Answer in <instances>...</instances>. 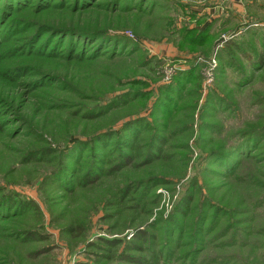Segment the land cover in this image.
I'll return each instance as SVG.
<instances>
[{
    "label": "rangeland",
    "instance_id": "1",
    "mask_svg": "<svg viewBox=\"0 0 264 264\" xmlns=\"http://www.w3.org/2000/svg\"><path fill=\"white\" fill-rule=\"evenodd\" d=\"M221 3L0 0V264H264V11Z\"/></svg>",
    "mask_w": 264,
    "mask_h": 264
},
{
    "label": "crops",
    "instance_id": "2",
    "mask_svg": "<svg viewBox=\"0 0 264 264\" xmlns=\"http://www.w3.org/2000/svg\"><path fill=\"white\" fill-rule=\"evenodd\" d=\"M222 5L218 7L220 9V13L223 14V18L225 22L227 19L233 17V19L248 18L258 16V12L264 11L262 9V5L264 4V0H221ZM215 8L209 6V4L204 7V10H208L210 13L213 12ZM249 12V13H248ZM263 16V14L261 15ZM251 17V18H252ZM264 20V19H263ZM258 20H254V23H258ZM264 23V22H262Z\"/></svg>",
    "mask_w": 264,
    "mask_h": 264
},
{
    "label": "water",
    "instance_id": "3",
    "mask_svg": "<svg viewBox=\"0 0 264 264\" xmlns=\"http://www.w3.org/2000/svg\"><path fill=\"white\" fill-rule=\"evenodd\" d=\"M224 40V38L222 37V38H220L217 42H216V44H215V46H217L220 42H222Z\"/></svg>",
    "mask_w": 264,
    "mask_h": 264
},
{
    "label": "trees",
    "instance_id": "4",
    "mask_svg": "<svg viewBox=\"0 0 264 264\" xmlns=\"http://www.w3.org/2000/svg\"><path fill=\"white\" fill-rule=\"evenodd\" d=\"M128 157V156H127ZM126 159H128V158H126Z\"/></svg>",
    "mask_w": 264,
    "mask_h": 264
}]
</instances>
